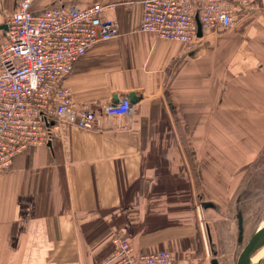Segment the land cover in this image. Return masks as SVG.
<instances>
[{"label":"crops","instance_id":"obj_1","mask_svg":"<svg viewBox=\"0 0 264 264\" xmlns=\"http://www.w3.org/2000/svg\"><path fill=\"white\" fill-rule=\"evenodd\" d=\"M22 1L0 0V44ZM32 1L104 5L120 33L89 47L64 86L96 112L132 92L136 101L95 128L54 119L50 143L0 171V264H101L116 238L135 254L169 250L166 264H211L207 216L264 143V128L244 126L264 121V0H233L232 25L193 44L141 31L143 0Z\"/></svg>","mask_w":264,"mask_h":264},{"label":"built area","instance_id":"obj_2","mask_svg":"<svg viewBox=\"0 0 264 264\" xmlns=\"http://www.w3.org/2000/svg\"><path fill=\"white\" fill-rule=\"evenodd\" d=\"M248 4L249 0H241ZM105 6L67 4L33 8L23 0L7 15V41L0 44V171L23 149L50 142L51 121L58 118L82 129L95 128L102 116L130 114L128 97L101 112L78 106L65 79L89 47L120 33L115 20H104ZM233 0H143L140 30L193 44L198 20L203 33L229 28L236 13ZM114 251L101 264H166L169 250L135 254L129 240L115 239Z\"/></svg>","mask_w":264,"mask_h":264},{"label":"rangeland","instance_id":"obj_3","mask_svg":"<svg viewBox=\"0 0 264 264\" xmlns=\"http://www.w3.org/2000/svg\"><path fill=\"white\" fill-rule=\"evenodd\" d=\"M248 125V126H247ZM262 132L264 121H249L244 122V126L251 131L256 128ZM243 129L240 123L234 122L232 130L236 135ZM245 129V128H244ZM261 130V131H260ZM234 135L237 144H240L239 139ZM237 154V152L235 151ZM256 156L246 170L241 171L242 178L237 180L236 187L232 194L231 200L218 201L220 209L218 213L212 216H207L211 220L210 233L211 241L209 240V250L212 256V242L215 244L219 259L222 264H235L238 255L240 254L245 243L251 237L253 232L264 224V143L257 146ZM199 166V164H198ZM238 210L243 214V241L239 243V225L237 213ZM264 259V251L261 252L259 258Z\"/></svg>","mask_w":264,"mask_h":264},{"label":"water","instance_id":"obj_4","mask_svg":"<svg viewBox=\"0 0 264 264\" xmlns=\"http://www.w3.org/2000/svg\"><path fill=\"white\" fill-rule=\"evenodd\" d=\"M202 35H203V30L201 27V23L198 20V36H202ZM129 99L131 100L132 103L136 101L135 94L133 92L129 95ZM53 125H55V120L51 121L50 126ZM202 206L203 207L214 206V204L212 202L203 201ZM237 218L239 225V243H241L243 241V214L241 210L238 211ZM210 241H211V237H210ZM215 247H216L215 244L212 242L213 258L211 259V264H221L217 256V250ZM263 248H264V224L258 227L253 232V234L248 239V241L245 243L244 247L242 248L240 254L237 257L235 264H264L263 258H261L257 262H253L255 256Z\"/></svg>","mask_w":264,"mask_h":264},{"label":"bare ground","instance_id":"obj_5","mask_svg":"<svg viewBox=\"0 0 264 264\" xmlns=\"http://www.w3.org/2000/svg\"><path fill=\"white\" fill-rule=\"evenodd\" d=\"M262 251H264V248L261 249L260 252L255 256L253 262H257V261H259L262 258V257L259 258V256H260V254H261Z\"/></svg>","mask_w":264,"mask_h":264}]
</instances>
